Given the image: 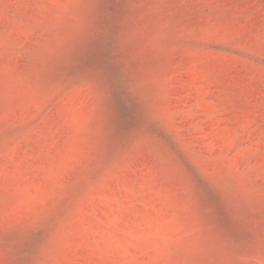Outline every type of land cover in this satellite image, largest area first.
<instances>
[{
    "label": "rangeland",
    "instance_id": "374dc122",
    "mask_svg": "<svg viewBox=\"0 0 264 264\" xmlns=\"http://www.w3.org/2000/svg\"><path fill=\"white\" fill-rule=\"evenodd\" d=\"M0 264H264V0H0Z\"/></svg>",
    "mask_w": 264,
    "mask_h": 264
}]
</instances>
